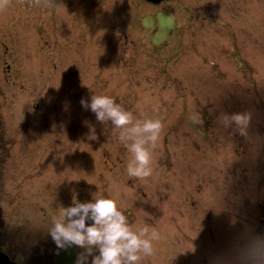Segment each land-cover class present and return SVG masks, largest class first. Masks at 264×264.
Masks as SVG:
<instances>
[{"label": "rangeland", "instance_id": "374dc122", "mask_svg": "<svg viewBox=\"0 0 264 264\" xmlns=\"http://www.w3.org/2000/svg\"><path fill=\"white\" fill-rule=\"evenodd\" d=\"M0 87V249L13 262L76 264L83 250H58L48 228L99 194L157 231L141 264H264V0H9ZM94 94L162 121L151 177L127 175L118 132L81 105ZM222 112L251 114L246 138Z\"/></svg>", "mask_w": 264, "mask_h": 264}, {"label": "clouds", "instance_id": "9594fccd", "mask_svg": "<svg viewBox=\"0 0 264 264\" xmlns=\"http://www.w3.org/2000/svg\"><path fill=\"white\" fill-rule=\"evenodd\" d=\"M9 0H0L6 7ZM39 5L40 0H35ZM85 110H91L98 122L108 124L119 134V141L132 154L127 164V175L144 180L153 175V150L161 138L164 125L160 119L135 120L115 98L107 95H92L91 102L81 99ZM252 116L248 112H222L217 122L234 135L247 137ZM202 122V121H194ZM87 124V121L85 122ZM88 139L97 140L95 127L89 128ZM87 221L93 223L89 225ZM48 233L58 250L76 246L79 253L76 264H141L154 254L153 241L159 238L154 228L134 227L121 210L116 199L94 194L90 202L73 201L69 207H60L58 217H53ZM98 251V255L94 252Z\"/></svg>", "mask_w": 264, "mask_h": 264}, {"label": "water", "instance_id": "95a60500", "mask_svg": "<svg viewBox=\"0 0 264 264\" xmlns=\"http://www.w3.org/2000/svg\"><path fill=\"white\" fill-rule=\"evenodd\" d=\"M145 2L151 4V5H160L162 4L163 2H169L171 0H144ZM83 203V202H81ZM87 223L89 225H91L93 222L92 221H87ZM257 233H258V236H259V239L261 241V245H262V249L260 251V260L262 263H264V219L261 220L259 226H258V229H257ZM0 264H18L16 262H13L9 256L3 252L2 250H0Z\"/></svg>", "mask_w": 264, "mask_h": 264}, {"label": "trees", "instance_id": "16d2710c", "mask_svg": "<svg viewBox=\"0 0 264 264\" xmlns=\"http://www.w3.org/2000/svg\"><path fill=\"white\" fill-rule=\"evenodd\" d=\"M172 1V0H171ZM170 2V1H169ZM166 4H168V2H163L162 4H160V5H156V6H161V5H166ZM150 6H152V7H155V5H151L150 4ZM246 67V66H245ZM0 93H1V87H0ZM0 97H1V94H0ZM1 117H0V125H1ZM0 128H2L1 126H0ZM0 145H1V143H0ZM1 250V249H0ZM4 252V251H3Z\"/></svg>", "mask_w": 264, "mask_h": 264}, {"label": "flooded vegetation", "instance_id": "af4514ba", "mask_svg": "<svg viewBox=\"0 0 264 264\" xmlns=\"http://www.w3.org/2000/svg\"><path fill=\"white\" fill-rule=\"evenodd\" d=\"M28 128V127H27Z\"/></svg>", "mask_w": 264, "mask_h": 264}]
</instances>
